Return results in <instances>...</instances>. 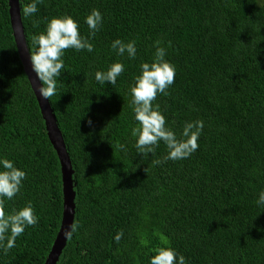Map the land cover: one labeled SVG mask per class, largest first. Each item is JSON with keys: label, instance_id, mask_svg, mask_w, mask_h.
<instances>
[{"label": "trees", "instance_id": "1", "mask_svg": "<svg viewBox=\"0 0 264 264\" xmlns=\"http://www.w3.org/2000/svg\"><path fill=\"white\" fill-rule=\"evenodd\" d=\"M29 2L20 0L30 53L32 36L50 18L71 15L88 36L85 17L94 8L103 14L93 52L66 50V70L49 100L74 169L79 225L57 264H149L165 246L190 264H264V208L256 204L264 190V2L43 0L26 18ZM9 8L0 0V157L27 177L5 210L31 203L39 222L14 248L0 250V264H45L62 220V173ZM117 38L136 41L135 59L117 55ZM157 40L176 76L153 103L178 136L186 121H204L196 152L159 165L152 161L167 154L163 142L147 158L135 148L130 91L140 65L154 59ZM117 61L126 71L116 85H100L95 72Z\"/></svg>", "mask_w": 264, "mask_h": 264}, {"label": "clouds", "instance_id": "2", "mask_svg": "<svg viewBox=\"0 0 264 264\" xmlns=\"http://www.w3.org/2000/svg\"><path fill=\"white\" fill-rule=\"evenodd\" d=\"M42 3L43 0H30L22 8L23 16L33 17L38 13V6ZM84 22L89 29L88 36L81 34L79 20L67 14L50 18L46 22L45 30L32 36L35 50H31L30 59L33 71L41 82L39 94L42 98L50 100L56 95L58 78L66 70L64 62L66 50L74 49L77 52L86 50L89 53L94 51L91 40L103 25V14L94 8L85 17ZM38 24L39 21H34V26ZM111 48L118 56L127 55L129 59H135L137 56L135 40L124 41L117 38L112 41ZM125 71V65L117 61L111 64L107 71H96L95 80L100 85L110 83L114 86L118 77ZM175 76L176 65L166 59V49L161 46V41L157 40L154 59L140 65V74L135 77V83L130 90L134 118L139 124L132 130V135L136 137L137 153L142 154V158H147L150 153L154 155L161 142L167 149L163 159L152 161L156 165L169 160L189 158L199 148V139L204 129L203 120L186 121L178 136L168 126L160 105L153 103L158 94H168L167 90L174 84ZM88 122L91 124V120ZM120 147L123 149L125 146ZM26 177V171L17 167L13 160L0 157V250L4 253L16 246L17 238L26 228L39 222V216L31 203L13 210L10 214L5 210L6 201L13 199L21 191ZM256 204L264 208V190L259 193ZM78 228V224H70L64 230V236L71 239ZM123 235V230L117 232L114 236L115 242L119 243ZM193 247L197 249V244ZM154 251L155 255L149 257V264H190L189 258L173 247H160Z\"/></svg>", "mask_w": 264, "mask_h": 264}, {"label": "water", "instance_id": "3", "mask_svg": "<svg viewBox=\"0 0 264 264\" xmlns=\"http://www.w3.org/2000/svg\"><path fill=\"white\" fill-rule=\"evenodd\" d=\"M9 6L11 24L14 31L19 57L23 63L26 73L28 74L32 90L34 91L43 119L45 120L48 137L60 160L63 184L62 220L57 236L45 262V264H57L68 241V239L64 236V230L68 228L70 224H74L75 219L76 191L74 189L75 183L73 179L74 169L69 152L67 151L63 132L58 124L57 117L53 111L51 103L49 100L42 98L39 94L41 82L38 80L32 68L30 59L31 53L28 48L24 24L21 17L20 0H9Z\"/></svg>", "mask_w": 264, "mask_h": 264}]
</instances>
